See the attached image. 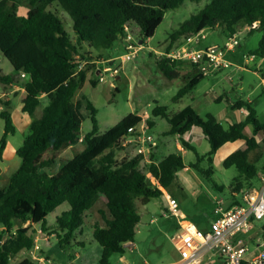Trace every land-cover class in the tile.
I'll use <instances>...</instances> for the list:
<instances>
[{"label":"trees","instance_id":"1","mask_svg":"<svg viewBox=\"0 0 264 264\" xmlns=\"http://www.w3.org/2000/svg\"><path fill=\"white\" fill-rule=\"evenodd\" d=\"M185 1L0 0V52L17 74L27 75L22 112L31 119L29 135L16 150L21 164L8 184L0 186V264H37L30 256L21 261L18 259L34 247L37 231L33 227L40 225L41 231L46 232L47 217L65 203L69 209L55 219L54 233L59 247L75 249L73 242L78 233L82 234L87 213L100 203L103 205L99 211L103 224L94 226L93 240L102 248L100 264H109L112 255H125L132 247L128 243L135 241L141 220L138 201L145 205L150 199L161 197L177 178L179 169L192 168L211 181L214 188H219L212 180L214 155L227 143L243 140L246 144L244 149L231 153L223 161L225 169L235 167L239 171V177L230 185L232 196L245 186L249 187L250 181L257 177V167L249 161V156L254 151L264 154V123L260 122L249 102L239 100L232 104V109H244L246 116L243 121L227 127L212 114L202 118L192 107L171 114L166 107L156 106L152 114L169 123L167 135L179 136L183 147L195 150L184 136L197 128L209 143L210 150L205 156L206 169L200 166L201 157H197L196 163L186 165L179 152L158 162L151 161L148 176L154 182L155 186H152L139 167L144 159L142 154L117 162L113 151L130 129L142 123V117L131 113L100 133L94 105L85 97L74 100L87 80L88 69L77 72V62L93 59L86 48L109 50L124 37L126 29L139 33L144 41L148 40L162 24L165 13L179 8ZM190 1L199 3L202 0ZM208 1L202 10L174 31L171 39L190 40L209 28L233 35L241 24H257L249 33L261 30L263 35L257 50L249 56L264 60V0ZM23 4L30 9L20 15L19 8ZM53 4L70 16L75 39L66 31L59 16L48 9ZM183 65L165 57L157 62L159 70L169 80L179 78ZM204 78L196 71L172 101H180ZM0 82L9 85L17 80L0 71ZM42 96L47 98L48 104L38 118L35 112ZM0 104V118L4 122L0 140V159H3L7 139L15 134L16 127L11 115V101L0 100ZM86 116L91 119L92 130L83 136L82 124ZM148 126L151 128L152 124ZM247 126L253 127L251 136L245 134ZM77 145H84L80 153L55 174H50L48 169L54 165L59 152L66 146ZM86 243L84 240L80 246L85 247Z\"/></svg>","mask_w":264,"mask_h":264},{"label":"rangeland","instance_id":"2","mask_svg":"<svg viewBox=\"0 0 264 264\" xmlns=\"http://www.w3.org/2000/svg\"><path fill=\"white\" fill-rule=\"evenodd\" d=\"M208 0H202L199 3L186 0L182 6L174 10H168L165 13L162 24L157 28L155 35L145 40L143 43L137 38L135 42L144 46L136 57L127 62H121L120 59L128 52L125 50V43L120 38L111 49L97 50L92 49L94 53H101L104 56H111L115 61L112 62L113 69L116 70L118 78L107 77L105 82L101 83L97 79L96 66L90 64L87 66V80L82 88L77 92L74 100L80 101L82 97L90 101L97 109V120L99 132L103 133L109 128L116 125L125 116L134 113L142 117V126L149 128V133L158 141L155 149L148 150L144 153V159L140 163V169L147 175V179L152 186L154 182L148 176L150 162L160 161L163 157L172 153H181L186 165L196 163L197 157L203 160L200 166L204 169L208 167L205 158L210 150V145L204 136L198 132L190 131L184 138L195 148L189 150L181 144L177 135H167L170 129L166 119L154 117L152 114L156 106H164L171 114L178 113L186 107H192L202 118L207 114L214 116H224L230 112L229 105L239 100L251 103L256 110L258 119L264 123V60L254 56L253 60L246 62L244 55L249 56L258 48L263 32L255 30L247 33L243 24L238 26L240 30V45L234 52L229 53L228 58L243 69L231 68L221 73L205 77L197 87L178 102H173V97L186 84L187 80L192 77L196 71L190 65H183L179 78L175 80L167 79L159 70L157 62L167 53L177 46L188 47L192 49H205L212 45H223L229 33H222L217 29H205L190 40L183 41L178 39L173 41L171 35L180 25L188 20L192 15L197 14L208 3ZM30 6L23 4L19 8L20 15H25ZM55 12L62 20L66 31L75 39L73 22L70 16L64 12L57 4L48 8ZM138 36V35H137ZM169 49V50H167ZM89 50L88 48L85 49ZM92 56L93 59L100 57ZM91 60V59H90ZM91 62V61H90ZM11 64L0 52V69L8 73ZM92 82H95L93 85ZM1 87V85H0ZM13 109L11 111L12 119L16 127L14 135H9L7 147L4 151L3 159H0V186L8 184L10 177L21 164V159L16 155V150L22 146L29 135V126L27 119L31 120L28 115L23 116L22 111L17 110L22 106L19 97L12 96ZM222 98L221 101H217ZM48 104L45 96L41 98V104L38 106L35 115L40 117L44 107ZM85 105V101H84ZM2 104H0V111ZM27 119H26V118ZM223 125L236 122L230 114L224 119ZM92 130V122L89 116H86L82 124V135ZM4 132V122L0 118V140ZM253 127L247 126L245 134L251 136ZM190 140V141H189ZM245 142L237 141L223 147L214 155V175L212 180L219 186H225L223 191L214 189L211 181H208L202 174L192 168L179 169L177 178L171 186L163 192L158 198L150 199L143 205L138 201V209L141 216L140 223L136 229L135 247L127 250L123 256L112 255L109 258V264H124L123 260H129L130 264H169L176 261L177 250L174 245L173 237L176 233L177 223L174 217H164L163 209L166 206L167 195L174 197L178 204L180 213L184 214L188 220L195 223L201 228H205L212 221L213 216V197L227 199L230 197V188L234 178L239 177V171L233 167L225 169L223 160L233 151L244 148ZM84 148V145L66 146L58 154L52 168L48 169L50 174H55L66 162L74 158ZM115 159L122 161L129 157H134L136 147L123 146L114 150ZM249 161L258 168L264 164V154L260 151H254L250 154ZM244 180V178H241ZM253 181L256 182L254 178ZM245 183V182H244ZM257 183V182H256ZM248 189L245 186L244 190ZM103 208L102 204H96V207L89 212L86 217L85 248L80 249L81 256L76 258L71 250H64L59 247L57 236L49 237L54 230L52 224H55V215H58L69 209L67 203L59 206L54 213L47 217L49 225L47 231H41L40 225L35 226L37 229L36 237L41 238L39 245L42 247L41 253L46 255L47 264H100L102 254L101 246L93 240L90 230L94 218L97 215V209ZM153 220V222H152ZM264 223V221H263ZM90 232V235H89ZM88 234V235H87ZM46 238L50 240V245L46 244ZM40 255V257H45ZM29 256V255H28ZM27 256H20L21 261ZM212 264H221L218 259Z\"/></svg>","mask_w":264,"mask_h":264},{"label":"built area","instance_id":"3","mask_svg":"<svg viewBox=\"0 0 264 264\" xmlns=\"http://www.w3.org/2000/svg\"><path fill=\"white\" fill-rule=\"evenodd\" d=\"M256 25L245 26L244 30L249 33ZM125 32L122 40L128 53L120 59L122 63L133 60L144 49L142 44L138 45L135 42V38L141 43L144 42L139 33H134L131 29H126ZM240 40L239 30L230 35L223 45H212L205 49H192L180 45L164 53L163 57L171 62L190 65L197 73L208 77L231 68L243 69L228 58L229 53L234 52L240 45ZM244 58L246 62L253 60L247 55H244ZM113 61L115 60H79L77 72L86 69L90 64L97 65V79L103 83L107 77L118 78L116 70L109 65V62ZM100 64L105 66L100 68ZM21 77L26 78L27 75L21 73ZM149 131V128H145L141 123L130 129L129 133L120 139L117 147L126 145L136 147L134 157L140 154L144 156L147 150L149 152L158 146V141ZM257 181V186L236 194L235 203L230 206H227L226 199L215 198L213 201L214 218L207 230H202L197 224L188 220L180 213L177 200L167 195L163 216L174 217L177 223L173 241L180 257L175 264H207L215 258L220 259L222 264H264V242L251 247L246 238L252 231L254 222L264 219V168L258 172ZM39 241L41 238L35 237L34 247L28 252V255L35 260H39L41 255L42 247ZM128 245L133 246V243H128Z\"/></svg>","mask_w":264,"mask_h":264},{"label":"crops","instance_id":"4","mask_svg":"<svg viewBox=\"0 0 264 264\" xmlns=\"http://www.w3.org/2000/svg\"><path fill=\"white\" fill-rule=\"evenodd\" d=\"M88 52H91L92 53V56H97L96 54H100V56H101V60H107V58L108 59H112V60H114V58L113 57H111V56H104L103 54H101V53H94L93 51H92V49H89L88 50ZM97 60H99V58H96ZM96 61V60H95ZM95 66H97V65H95ZM105 65L104 64H100L99 65V67L100 68H102V67H104ZM0 71L4 74V75H12V76H14L15 77V79L17 80V82L16 83H11V84H9V85H4V84H2L1 82H0V85H1V87H0V100H5V101H11V105H12V107H13V98H12V96L14 95V97H19V99H20V101H21V104H22V99H23V96H24V83L28 80V78L26 77V78H22L21 77V74H17L15 71H14V69H13V67L11 66L10 67V69H9V72L8 73H5V72H3V70L2 69H0ZM22 107H23V104H22V106H20V107H18L17 108V110L16 111H18V110H20V111H22ZM229 108H230V112H226L225 114H224V116H216L217 118H218V120L219 121H223L222 119V117H224V119H226V117L230 114L231 116H233L235 119H237L236 120V122H241V121H243L244 119H245V116H246V113H245V110L244 109H232V104H230L229 105ZM2 111V110H1ZM22 114H23V116H25V113H23L22 112ZM12 115V114H11ZM27 115V114H26ZM26 118V117H25ZM27 119V118H26ZM30 122H31V120H28L27 119V123H28V126L30 125ZM233 123H235V122H233ZM230 124H232V123H229L228 125H230ZM191 131H194L195 133L196 132H198L200 135L202 134L201 133V131L199 130V129H197V128H193ZM189 133V132H188ZM186 136V135H185ZM184 136V137H185ZM179 137V136H178ZM186 141L188 140V139H186V138H184ZM190 141V140H189ZM245 142V141H244ZM230 143H227L226 145H224L223 147H226V146H228ZM245 146H246V144H245ZM245 146H244V148H245ZM193 147V146H192ZM222 147V148H223ZM222 148H220V149H222ZM244 148H241V149H244ZM219 149V150H220ZM218 150V151H219ZM240 150V149H239ZM218 151H217V153H218ZM235 151H237V150H233L231 153H233V152H235ZM216 153V154H217ZM230 153V154H231ZM229 154V155H230ZM228 155V156H229ZM227 156V157H228ZM250 157V156H249ZM225 160V159H224ZM223 160V161H224ZM261 167H257V170H258V172H260L263 168H264V164H261L260 165ZM185 169H188V168H185ZM256 179V182L255 181H250V186L248 187V189L249 188H252V187H255V186H257L258 185V181H257V177L255 178ZM219 186V185H218ZM219 188H221L222 189V191L224 190V188H225V186H219ZM219 188H214L215 190H217V191H220V189ZM229 188H230V186H229ZM219 189V190H218ZM164 193H165V191H163ZM229 192H230V197L229 198H227L226 199V204H227V206H230V205H232V204H234L235 203V198H234V196H232V194H231V190H229ZM215 198H217V196L216 197H213V199H215ZM101 210V208H99V209H97V215L95 216V217H93L94 218V222L92 223V226L90 227V230L92 231L93 230V228H94V226H96L97 224H100V225H102L103 224V220H102V216H101V214H100V211ZM91 212V211H90ZM61 214V213H60ZM60 214H58V215H60ZM58 215H55V219H56V217L58 216ZM90 215V213H87V216H89ZM184 215V214H183ZM86 216V217H87ZM212 216H213V212H212ZM213 218H214V216H213ZM213 220V219H212ZM263 221H264V219L263 220H261V221H257V222H254V224H253V229H252V231L249 233V235L246 237L248 240H249V242H250V244H251V247H254V246H257L259 243H262V242H264V223H263ZM48 225H49V223H48ZM209 225H210V223L208 224V226H206L205 228H201V226H199V228H201L202 230H207L208 228H209ZM37 226V225H36ZM52 226L54 227V230H55V224H52ZM33 229H35V226L33 227ZM86 229V218H85V224H84V227H83V229H82V234H80V233H78L77 235H78V237H77V239L73 242V246H75V249L74 250H71V252L74 254V256L76 257V258H78L79 256H81V250L80 249H83V248H85V247H82V246H80V245H82V243H84V240H86L85 239V230ZM36 231L38 232V230L36 229ZM88 235V234H87ZM89 235H90V232H89ZM92 235H93V232H92ZM53 236H56V234L53 232L52 234H51V236H49L50 238L51 237H53ZM42 240V239H41ZM46 244L47 245H50V240H48L47 238H46ZM78 247H77V246ZM135 247V244L133 243V246H132V248H134ZM61 251H64V250H61ZM41 255H45V254H42L41 253ZM22 256H27L28 257V253H22L21 254V257ZM179 254H178V252H177V258H176V261H174V262H172V263H169V264H175L178 260H179ZM216 259H218V258H215V259H213L211 262H209V263H207V264H212L213 262H214V260H216ZM219 260V262L222 264V262L220 261V259H218ZM37 264H47V263H49V260H47L46 261V255H45V257L43 256V257H40V259L39 260H37ZM47 262V263H46ZM123 262H124V264H130V262H129V260H127V259H125V260H123ZM69 264H74V262H72V261H70L69 262ZM144 264H147V261H145V263Z\"/></svg>","mask_w":264,"mask_h":264}]
</instances>
